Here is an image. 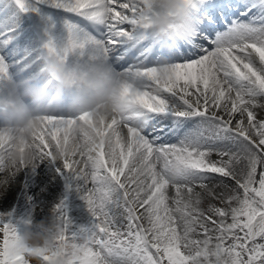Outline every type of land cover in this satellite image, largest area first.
<instances>
[{
	"label": "snow or ice",
	"instance_id": "6c2138e0",
	"mask_svg": "<svg viewBox=\"0 0 264 264\" xmlns=\"http://www.w3.org/2000/svg\"><path fill=\"white\" fill-rule=\"evenodd\" d=\"M183 3L160 38L172 13L153 0H0V107L61 69L67 84L27 140L0 125V173L10 153L19 173L53 163L91 218L74 226L60 200L49 251L0 211V264H264V0ZM105 81L119 115L72 107Z\"/></svg>",
	"mask_w": 264,
	"mask_h": 264
},
{
	"label": "clouds",
	"instance_id": "9594fccd",
	"mask_svg": "<svg viewBox=\"0 0 264 264\" xmlns=\"http://www.w3.org/2000/svg\"><path fill=\"white\" fill-rule=\"evenodd\" d=\"M154 6L165 13L172 15H162L153 18L150 30L160 38H172L176 32L183 30V25L188 20L187 10L183 0H153ZM173 25L174 28H169ZM54 63V61H53ZM58 78H53L47 89L34 84H24L21 88L22 105L0 107V125L5 127L13 136V142L17 143L21 139L27 140L35 127L39 126V117L51 109L48 102L56 97L58 92L67 89V84L63 78V70L57 73ZM117 85L111 81H105L93 89L87 91L88 103L83 105H72L76 110L96 109L106 116L119 115L120 102L117 98ZM56 100H53V107ZM15 153H10L5 157L6 178L11 180L21 170ZM30 160H26V164ZM15 168V171L12 169ZM60 225L55 218L54 209H50V216L47 220L31 221L23 226L19 233L22 245L26 247H42L49 251L56 247V238L60 234ZM70 242H66L69 246ZM70 257H59L57 264H68Z\"/></svg>",
	"mask_w": 264,
	"mask_h": 264
},
{
	"label": "bare ground",
	"instance_id": "6f19581e",
	"mask_svg": "<svg viewBox=\"0 0 264 264\" xmlns=\"http://www.w3.org/2000/svg\"><path fill=\"white\" fill-rule=\"evenodd\" d=\"M260 114L261 115H264V111L263 112L261 111ZM45 167H46V165H44L42 171H41V167H39V166L36 167L35 171H30L31 176H32V178H30V180H31V183L30 184H32L33 186H36V183H40L41 184L40 179L38 178V175L44 174L43 171H45ZM3 174H5V173H3ZM4 180L5 179L1 180L0 181V184L6 186V184L3 183ZM41 186H42V184H41ZM42 190L44 191V188L43 187H42ZM0 195H2V192H0ZM43 203H45V200H44ZM45 209H47V204L45 205ZM33 216L34 217H29V218H32V219H37L38 218V216L36 217V215H33ZM48 218L49 217H45V218H43V220H47Z\"/></svg>",
	"mask_w": 264,
	"mask_h": 264
},
{
	"label": "rangeland",
	"instance_id": "374dc122",
	"mask_svg": "<svg viewBox=\"0 0 264 264\" xmlns=\"http://www.w3.org/2000/svg\"><path fill=\"white\" fill-rule=\"evenodd\" d=\"M68 215V214H67ZM68 217H69V215H68ZM74 219V217L73 218H71L70 220H73ZM90 221H91V219H89ZM21 222V227H23L24 226V224H23V221H20ZM76 223V222H75ZM89 225V223H85V225H84V227H87Z\"/></svg>",
	"mask_w": 264,
	"mask_h": 264
}]
</instances>
